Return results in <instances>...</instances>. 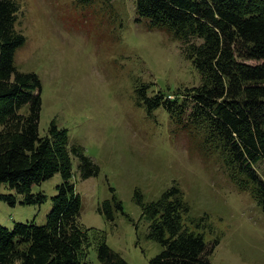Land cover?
Instances as JSON below:
<instances>
[{
	"label": "rangeland",
	"instance_id": "1",
	"mask_svg": "<svg viewBox=\"0 0 264 264\" xmlns=\"http://www.w3.org/2000/svg\"><path fill=\"white\" fill-rule=\"evenodd\" d=\"M18 2L17 28L26 41L15 64L41 79L40 134L52 122L66 128L70 142L98 166L96 174L82 177L80 157L72 158L81 222L91 234L105 235L129 264H150L163 247L147 235L150 219L136 191L151 202L178 186L190 216L200 219L194 227L205 237L210 262L264 264V212L252 185L232 176L223 151L203 134L174 122L164 107L148 111L139 98L141 82L153 83L150 94L201 84L182 41L166 28L151 27L137 13L136 0ZM257 168L264 176V161ZM61 182L57 172L33 185V192L48 195L41 205L22 204L3 184L1 192L14 194L17 202L0 199V224H44ZM106 201L113 219L103 209ZM87 264H104L94 247Z\"/></svg>",
	"mask_w": 264,
	"mask_h": 264
},
{
	"label": "trees",
	"instance_id": "2",
	"mask_svg": "<svg viewBox=\"0 0 264 264\" xmlns=\"http://www.w3.org/2000/svg\"><path fill=\"white\" fill-rule=\"evenodd\" d=\"M20 10L18 0H0V199L17 202L14 194L1 192L5 184L22 204L41 205L48 195L33 192V185L57 172L62 182L44 224H0V264H87L92 247L104 264H129L105 235L91 234L81 222L72 158L80 157L82 177L96 174L97 164L70 142L66 128L52 122L40 134L41 79L15 64L16 50L26 41L17 28ZM136 11L151 27L166 28L182 41L202 76L200 85L168 93L150 94L153 83L141 82L140 100L148 111L164 107L174 122L222 150L232 176L252 185L264 212V176L257 168L264 161V0H136ZM136 197L150 219L148 237L163 247L150 264H214L204 235L195 229L200 219L190 216L178 186L151 202L139 191ZM103 209L113 219L109 201Z\"/></svg>",
	"mask_w": 264,
	"mask_h": 264
}]
</instances>
